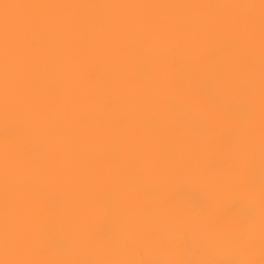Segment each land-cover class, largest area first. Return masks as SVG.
<instances>
[{
  "label": "clouds",
  "instance_id": "9594fccd",
  "mask_svg": "<svg viewBox=\"0 0 264 264\" xmlns=\"http://www.w3.org/2000/svg\"><path fill=\"white\" fill-rule=\"evenodd\" d=\"M0 264H264V0H0Z\"/></svg>",
  "mask_w": 264,
  "mask_h": 264
}]
</instances>
